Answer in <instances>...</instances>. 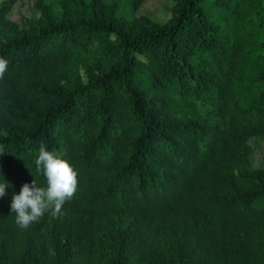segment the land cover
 Instances as JSON below:
<instances>
[{
  "label": "trees",
  "instance_id": "1",
  "mask_svg": "<svg viewBox=\"0 0 264 264\" xmlns=\"http://www.w3.org/2000/svg\"><path fill=\"white\" fill-rule=\"evenodd\" d=\"M15 1L0 0V264H50V213L24 230L11 212L25 183L47 187L41 144L78 170L63 209L92 216L60 264H264L249 143L264 137V0H175L163 24L40 0L27 27Z\"/></svg>",
  "mask_w": 264,
  "mask_h": 264
},
{
  "label": "rangeland",
  "instance_id": "2",
  "mask_svg": "<svg viewBox=\"0 0 264 264\" xmlns=\"http://www.w3.org/2000/svg\"><path fill=\"white\" fill-rule=\"evenodd\" d=\"M44 1L51 4L55 10L61 11V0ZM103 1L108 5H116L118 14L128 19L149 16L161 24L166 23L172 17L175 8V0H143L139 4L134 0ZM39 3L40 0H16L9 17L21 27H27L31 19L41 17ZM249 143L252 146L253 166L264 169V137L254 136L250 138ZM91 219L92 216L74 207L62 209V214L58 216L50 214L43 230L47 250L45 262L50 264L69 263L65 258V248L79 236L88 235ZM100 220L95 218L96 222Z\"/></svg>",
  "mask_w": 264,
  "mask_h": 264
},
{
  "label": "clouds",
  "instance_id": "3",
  "mask_svg": "<svg viewBox=\"0 0 264 264\" xmlns=\"http://www.w3.org/2000/svg\"><path fill=\"white\" fill-rule=\"evenodd\" d=\"M8 65L9 61L0 57V80L5 77ZM5 152V146L0 145V156ZM35 164L37 171L45 176L47 187L38 186L34 179L31 184L25 183L19 194L12 196L11 212L16 213V224L24 230L46 213L62 214L63 205L78 189V170L58 152L49 151L41 144ZM9 186L5 179L0 182V198L7 194Z\"/></svg>",
  "mask_w": 264,
  "mask_h": 264
}]
</instances>
